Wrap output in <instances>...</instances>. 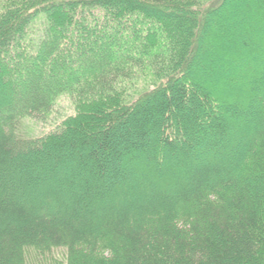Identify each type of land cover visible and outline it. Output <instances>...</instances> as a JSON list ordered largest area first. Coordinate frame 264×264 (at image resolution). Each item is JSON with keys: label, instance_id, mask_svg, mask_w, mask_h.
I'll use <instances>...</instances> for the list:
<instances>
[{"label": "trees", "instance_id": "1", "mask_svg": "<svg viewBox=\"0 0 264 264\" xmlns=\"http://www.w3.org/2000/svg\"><path fill=\"white\" fill-rule=\"evenodd\" d=\"M11 37L0 264H264V0H0Z\"/></svg>", "mask_w": 264, "mask_h": 264}, {"label": "rangeland", "instance_id": "2", "mask_svg": "<svg viewBox=\"0 0 264 264\" xmlns=\"http://www.w3.org/2000/svg\"><path fill=\"white\" fill-rule=\"evenodd\" d=\"M68 8H70V6H68ZM78 26V24H77ZM67 30L63 29V32ZM15 37V36H14ZM102 39V35H98L97 38L94 39V44L98 47L99 43L101 42ZM16 45V39L11 37L8 40H6L4 43L1 44L0 46V51H1V59L5 61H15V63H19V59H15L13 54H12V49L14 48V46ZM11 50V51H9ZM57 53L59 55H61L62 50H56ZM81 57H83V54L81 55ZM70 63L74 62V59H71L69 61ZM68 62V63H69ZM29 67L26 66H21L20 70H13L12 72L6 77V78H10L12 79L13 83H14V87H16V92L18 94V96H21V92H23L24 94L26 93V91H31L32 93L34 92H40L41 89H43L44 86V78H48V75L45 74L44 72H38L36 74H32L31 77L29 76ZM43 76V77H41ZM261 86L259 85L258 88H260ZM261 89V88H260ZM42 91V90H41ZM62 98V99H61ZM60 101L57 102V105H55V109H57L58 111H64V112H69L70 110V100L67 99L65 96L61 97ZM18 102V100H17ZM245 118H250L251 120H256L255 118V114L252 113H248L247 116H245ZM48 126V124H44L42 122H38L35 121L34 119L30 120H26L23 127H22V134L25 135H30V136H34V135H38L41 133V130H44L46 127ZM239 144V143H238ZM237 144V145H238ZM239 147V145H238ZM213 156V155H212ZM211 155H207V154H202L200 156V158L202 160H207V158H210ZM215 157V156H214Z\"/></svg>", "mask_w": 264, "mask_h": 264}]
</instances>
